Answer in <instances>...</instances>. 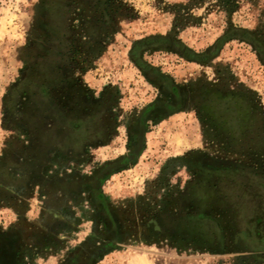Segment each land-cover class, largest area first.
I'll return each instance as SVG.
<instances>
[{
    "label": "rangeland",
    "instance_id": "1",
    "mask_svg": "<svg viewBox=\"0 0 264 264\" xmlns=\"http://www.w3.org/2000/svg\"><path fill=\"white\" fill-rule=\"evenodd\" d=\"M41 1L0 0V264H264L254 258L264 254V193L251 201L245 229L222 241L196 222L189 164L239 157L211 141L190 101L147 123L142 140L131 136V119L161 90L129 58L134 43L169 34L199 53L231 25L264 40V0H238L231 15L217 0H114L116 20L106 24L90 14V0L67 3L60 17L39 11ZM144 61L179 87L217 85L229 72L264 110V68L244 42L225 45L208 65L166 51ZM79 111L82 134L72 131ZM95 177L121 237L90 259L82 248L101 229L97 194H88Z\"/></svg>",
    "mask_w": 264,
    "mask_h": 264
},
{
    "label": "trees",
    "instance_id": "2",
    "mask_svg": "<svg viewBox=\"0 0 264 264\" xmlns=\"http://www.w3.org/2000/svg\"><path fill=\"white\" fill-rule=\"evenodd\" d=\"M62 1L42 0L38 10L44 9L49 15L60 17L68 8L67 3L77 8L80 5L79 0ZM113 1L90 0V14L99 15L102 24L116 20ZM217 2L220 9L228 15L237 9L238 0ZM87 25L93 26L91 28L93 30L94 19ZM235 40L250 45L264 68V40L255 32L232 25L213 45L199 53L185 46L174 34L147 37L134 43L129 53L130 60L147 79L158 80L153 84L161 90L160 98L131 119V136H134L136 141L140 138L142 140L147 132L145 126L147 123L183 111L186 103L190 101L211 141L218 145L223 154L239 157L236 162L228 165L219 163L209 167L199 160L189 164L195 175V181L190 189L191 203L200 206L202 215L196 222L207 224L213 237L221 241L225 238L226 232H239L245 229L251 201H261L264 193V110L257 95L243 86L235 85L234 78L229 72L219 74L217 85L204 83L179 87L169 75L145 62L144 57L146 54L166 51L188 62L208 65L219 56L225 45ZM152 76L154 80L151 79ZM79 103L77 106L80 110ZM99 108L100 105H95L91 111L90 117L94 122L100 119ZM77 117L79 122L76 126L72 124L74 129L72 131L82 134L83 116L80 111ZM93 133L91 132V137L106 135L105 132ZM254 258L264 262V254L256 255Z\"/></svg>",
    "mask_w": 264,
    "mask_h": 264
},
{
    "label": "flooded vegetation",
    "instance_id": "3",
    "mask_svg": "<svg viewBox=\"0 0 264 264\" xmlns=\"http://www.w3.org/2000/svg\"><path fill=\"white\" fill-rule=\"evenodd\" d=\"M137 148H135L136 151ZM134 154H132L133 158ZM126 162V160H124ZM124 166V164H122ZM121 166V168H122ZM116 168H110L109 166L105 167L106 173L113 172ZM97 178H92L89 180L88 183V194H95L98 190V184ZM95 205L93 206L92 212L96 217H98V220L96 221V224H100V231L97 232V234H92V236L86 241L84 248H82L83 251L88 248L92 249V254L90 256V259H95L96 257L101 256L104 253H107L110 251V248H108V244H113L114 240L120 239V230L118 228L117 222L115 220L114 214L108 205V203L105 202V200L102 199V196L98 193ZM62 220L59 221L61 223ZM64 222V221H63ZM156 230V227H155ZM86 248V249H85ZM77 258H73V260H76ZM77 261V260H76ZM80 264V263H79ZM81 264H89L88 262L81 263Z\"/></svg>",
    "mask_w": 264,
    "mask_h": 264
},
{
    "label": "water",
    "instance_id": "4",
    "mask_svg": "<svg viewBox=\"0 0 264 264\" xmlns=\"http://www.w3.org/2000/svg\"><path fill=\"white\" fill-rule=\"evenodd\" d=\"M239 236H240L241 238H243V235H242V234H240Z\"/></svg>",
    "mask_w": 264,
    "mask_h": 264
}]
</instances>
